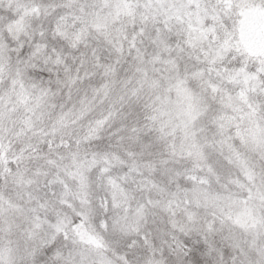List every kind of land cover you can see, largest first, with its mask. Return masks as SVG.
<instances>
[{"label":"snow or ice","instance_id":"6c2138e0","mask_svg":"<svg viewBox=\"0 0 264 264\" xmlns=\"http://www.w3.org/2000/svg\"><path fill=\"white\" fill-rule=\"evenodd\" d=\"M0 264H264V0H0Z\"/></svg>","mask_w":264,"mask_h":264}]
</instances>
